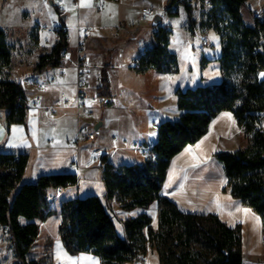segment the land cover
I'll use <instances>...</instances> for the list:
<instances>
[{
    "label": "trees",
    "instance_id": "1",
    "mask_svg": "<svg viewBox=\"0 0 264 264\" xmlns=\"http://www.w3.org/2000/svg\"><path fill=\"white\" fill-rule=\"evenodd\" d=\"M178 1L185 6L193 31L196 20L188 0H168L166 5L169 8ZM202 1L209 10L201 25L214 29L220 37L222 80L177 90L181 114L177 120L160 123L152 147L157 153L154 160L117 166L103 158L108 199H115L125 210L148 207L157 201L158 226L154 227L152 218L142 213L123 221L121 232L108 202L98 195L77 196L60 206L59 232L70 253L89 252L99 256L101 264H125L138 253L146 255L151 247L157 251L160 264H244L241 224L232 227L214 213L183 211L161 194L171 160L201 139L218 113L232 111L245 131L248 146L215 154L225 171L224 190L264 220V79L259 78L264 71V22H245L241 9L247 0ZM169 12L178 15L179 11ZM62 26L60 39L51 52L40 56L34 74L63 64L62 50L69 41L64 22ZM157 26L154 45L135 59V68L176 73L178 59L169 48L172 27L162 21ZM10 62L11 47L0 27V109L6 111L7 129L13 123L27 126L29 109L23 81L4 74ZM108 68L104 67L97 87L98 96L104 99L111 94ZM28 163L26 153L0 151V253L2 236L8 232L15 264H43L29 257L40 233L35 219L45 221L54 212L48 202L50 193L60 186L76 185L79 178L72 173L43 174L35 182H22Z\"/></svg>",
    "mask_w": 264,
    "mask_h": 264
},
{
    "label": "crops",
    "instance_id": "2",
    "mask_svg": "<svg viewBox=\"0 0 264 264\" xmlns=\"http://www.w3.org/2000/svg\"><path fill=\"white\" fill-rule=\"evenodd\" d=\"M49 1L53 6H56L53 0ZM78 1V7L74 5L75 0H69V4H71L72 8L78 9L80 15L82 8L81 5H83L84 1ZM124 1L126 3H131V5L138 10L140 5L147 4L143 2L140 3L138 0ZM167 1L168 0H164L163 2L167 3ZM67 2L68 0H66L65 5H67ZM109 3L118 5L124 2ZM257 8L261 9L264 13V5H259ZM13 13H15V9H12V3L9 2V0H0V27H2L6 33L7 29L14 27L12 25L15 20ZM121 18H123V15H121ZM162 19V24L170 25L168 19ZM120 20L122 22L121 28L123 29L124 26L126 27L127 32L130 31L127 28L125 20ZM254 22L255 20L253 19V22L246 23L253 24ZM64 24L68 31L66 22H64ZM150 25L153 26L152 23H150ZM79 27H82L80 23ZM194 30L192 32H194ZM93 32H95V30ZM93 32L85 33L83 38L88 61L87 48H90L89 51H94H92L93 57H91L92 61L90 63L104 59L105 56L102 57L100 55L99 46L103 48L102 44L111 41V37L117 39L120 38L118 32V35H115L113 32L114 34L108 33L98 37L90 36ZM140 32L141 34L137 40H141L143 36L142 31ZM121 34H124V32ZM216 35L218 36V41L216 39V41L212 42L210 45L200 48L198 56H195L197 71L192 73V76L196 79L189 87L209 85L222 80L223 75L219 61L221 55V42L219 34L216 33ZM150 42V45L141 48L139 55L136 56V58L154 45V40ZM76 46L71 47L68 45L69 57L63 60V64L60 67L52 68L39 74L33 73L31 75L23 74L22 77H9L16 81L21 80L25 85L26 94L29 98L27 126L13 123L10 125L9 129H7L6 111L0 109V113L2 114L0 117V151L23 152L29 155V163L24 175L27 182H35L43 174H76L79 181L76 185L64 188V191L61 194V198L63 196V201L77 196H100L112 207L118 220L119 231L121 232H124L123 221L130 217H136L142 213H147L152 218L153 226L157 227L159 222V204L157 201H154L148 207H137L132 210H125L121 208L120 203L115 199H108L107 189L103 181V162L100 163L98 157V152L100 150H107L103 142L93 156H97L96 163L99 170H93V172H91L90 168L93 164L84 158V155L86 153L89 154L90 150L83 151L80 149V144L82 142L85 143L86 141H89L86 138L87 133H84L82 128L88 127L89 130L91 124L94 122L96 123L98 120L93 121L90 119L91 116L89 113L92 111L88 107V104L85 107H79L77 104ZM170 50L172 51V48H170ZM60 70H64L65 76L60 78L59 84L55 86H46L43 90L37 89V84L46 81L50 76L58 73ZM153 70L154 69L137 71L140 74H145ZM193 70L194 69L192 68L191 71L194 72ZM262 73H264V71L259 73L260 79H264V77L261 76ZM109 82L111 89L110 78ZM126 86L129 87L127 88V92L130 94L131 85L126 83ZM97 87L98 85L95 83L90 91V96L87 101H89V99L91 101H100L101 99L102 103H104L105 99H109L104 105L112 103V95L110 94V97L105 99L98 96ZM186 88L176 87L174 89L176 98L177 90H183ZM62 93H65L66 96L62 97ZM36 95L41 96V102L38 106L33 105V99ZM133 103L134 104L129 101V106H136V103ZM138 108L141 112L150 113L148 114L149 121L147 120V122L144 123L145 129L143 136L136 132L133 120L130 117L131 115L125 112H123L121 118H129L130 125L125 129L121 127L119 129V134L120 136L128 135L133 142H141L150 148L153 147L158 139V129L152 127L153 123L157 122L160 124L166 120H177L181 114V111L177 107V99V110L175 111H171L164 106L160 107V109L152 110L147 109L145 105L142 106L140 104H138ZM48 109L52 110V112L47 111ZM159 110L162 112H159ZM132 111L134 113V109H132ZM154 114L155 116H153ZM262 115L264 118V113ZM99 122H101L99 128H102L104 121ZM150 122L151 125H149ZM74 133H76L79 145H77L78 142L71 144L68 141L69 137L74 135ZM118 139L121 142L126 140L124 137H118ZM246 146H248V139L243 127L238 124L234 113L232 111H222L218 113L212 120L207 133L196 143L185 147L171 160L167 178L162 186L161 194L174 201L183 211L214 213L232 227L241 224L244 264H264V220L251 207L245 205L241 199L235 198L228 190H224L226 185L225 171L222 163L215 157L217 152L235 151ZM115 149L130 150L137 156V159L114 163L108 156V153H106L103 157H107V160L114 165L118 166L121 164H133L144 161L143 156L139 152L129 147L120 145L119 147L115 146ZM70 164H74L75 166H78V168L75 167L71 169ZM69 189H73L74 192L65 194ZM51 209L54 212L45 221L40 222L37 219H35V221L39 222L40 231L44 227L49 228V224H51L52 221L57 222L58 224V231L53 244L54 262L56 264H101L100 257L93 253L80 252L72 254L67 250L59 232V226L62 220L60 206H55ZM237 209H240V211H237ZM244 209L248 210L247 214L244 213ZM146 256L147 264H160L159 255L155 249L150 247ZM125 264L132 263L127 262Z\"/></svg>",
    "mask_w": 264,
    "mask_h": 264
},
{
    "label": "rangeland",
    "instance_id": "3",
    "mask_svg": "<svg viewBox=\"0 0 264 264\" xmlns=\"http://www.w3.org/2000/svg\"><path fill=\"white\" fill-rule=\"evenodd\" d=\"M83 1V5L91 6H83L79 15V10L72 8L69 0L67 5L63 6L64 10L62 12L53 6L49 0H9L12 3V9H15V13H13L15 20L12 24L14 27L7 29L6 33L7 43L11 47V62L8 67L4 68V74L8 77H22L23 74H33V69L39 62L40 56L51 52L57 42V37L49 33L48 30L56 29L63 22H66L68 28V41L71 47H75L78 43L79 23L82 28L95 27V32L90 36L98 37L108 33L118 35L117 32L120 34L119 39L111 37V41L102 44L103 48L99 46L100 55L105 56L103 60L100 59L90 63L94 51H89L90 48H87L88 62L94 68V71L100 69L101 74H103L104 67L109 66L107 74L110 76L112 95V103L107 105H104L101 99L100 101L89 99L86 103V106L88 104L92 111L90 119L93 121L98 120L96 123L104 121L103 127L98 130L95 128V122L91 124L87 132L82 129L84 133L94 131L97 135L95 140L80 144L81 150H90L89 154L84 155V158L88 162H92L93 166L90 171L93 172V170H99L97 160L93 161V156L102 142L107 149L104 151L108 153L114 163L137 159V156L130 150L115 149V146L122 145L120 142L119 144L114 143L113 136L115 135L124 137L128 142H133L130 136H120L119 134L121 127L125 129L130 125L129 118H121V115L123 112L131 115L136 132L143 136L144 123L147 120L149 121L148 114L150 113L141 112L138 104L145 105L147 109L152 110L160 109L163 106L171 111L177 110V98L174 89L176 87L186 88L194 83L193 81L196 78L192 76V73L197 71L195 56H198L200 48L210 45L216 39L218 41V36L214 29L201 25L202 20L208 17L209 10V5L202 0H188V4L193 7V18L196 20L194 32L190 29L183 4L178 7V15H172L166 7V2H163L164 0H138L140 3L151 4L156 8L165 7L161 9L159 15L164 20L168 19L169 26L172 27L170 48L177 56L179 67L177 73H163L153 70L140 74L135 68V59L141 48L150 45V41L154 40L155 36L152 33L151 22L141 21L139 10L124 0L120 1L124 3L118 5L108 3L102 11L97 10L99 4L97 0ZM259 5H264V0H247L246 4L243 5L242 13L247 23L253 22L255 12L263 13L261 9L257 8ZM121 15H123V18H121ZM120 19L125 20L130 31L127 32L124 26L123 29L121 28L122 22ZM140 31H142L143 36L141 40H137L141 34ZM123 32L124 34H121ZM84 36L85 33L83 32L82 37L84 38ZM192 68L194 72L191 71ZM126 83L131 85L130 94L127 92L129 87L126 86ZM129 101L132 104L135 102L136 106L130 107ZM132 109H134V113ZM159 112L162 111L159 110ZM149 125H151V122ZM261 125L264 129V120ZM68 141L71 144L77 143L76 133L69 137ZM22 182H27L25 177H23ZM71 192H74V190L69 189L65 194ZM49 204L50 209L61 206L59 202H50ZM57 231L58 224L54 221L49 224V228H42L29 253V257L40 259L43 264H56L53 256V244ZM0 255L1 264H15V252L8 232H4L2 236Z\"/></svg>",
    "mask_w": 264,
    "mask_h": 264
},
{
    "label": "built area",
    "instance_id": "4",
    "mask_svg": "<svg viewBox=\"0 0 264 264\" xmlns=\"http://www.w3.org/2000/svg\"><path fill=\"white\" fill-rule=\"evenodd\" d=\"M55 5H57L61 10H63V6L66 3V0H53ZM98 1V5H97V10L98 11H102L106 8V5L109 2H120L121 0H97ZM74 5L76 7L79 6V1L75 0ZM165 6V5H164ZM167 7V5H166ZM179 7V1L172 4L169 8L167 7L168 11L171 12H176L177 9ZM165 7L162 8H156L152 5L149 4H142L139 6V10H140V19L143 22H151L153 23L154 19L160 14L161 9H164ZM255 21H259L261 23L264 22V14L260 13V12H255L254 13V18ZM64 27L62 25L58 26L56 29H49L48 32L54 34L57 37V41L60 39L61 37V31ZM79 32H78V43L76 46V100H77V104L79 107H85L87 100L90 96V91L93 88V85L96 83L97 85H99L101 83L102 80V74L100 69H97L96 71H94L93 67L91 66V64L88 62L87 60V56H86V48H85V43H84V39L82 37V33H88V32H93L95 30L94 27H87V28H82L79 27ZM159 31V28L157 25H153L152 26V33L153 35H157ZM69 57V49L68 47H65L62 50V58L63 60L67 59ZM65 76V72L64 70H60L58 73L50 76L46 81L41 82L39 84H37V89L38 90H43L46 86H55L57 84H59V80L60 78H63ZM62 97H65L66 94L62 93L61 94ZM41 102V96L40 95H36L33 99V105L38 106ZM47 111H51L52 110H47ZM90 115H92V112L89 113ZM2 116V114L0 113V117ZM152 127L154 129H159L160 124L157 122H154ZM83 131L87 132L88 131V127L86 128H82ZM96 133L94 131H89L87 133V140L92 141L96 138ZM113 141L115 144H119V142L126 146V147H130L132 149H134L137 152H140V154L143 156L144 160L146 159H151L154 160L157 156V153L152 150V148L147 147L146 145H144L141 142H132L129 143L127 140H123L122 142L118 139L117 136L113 137ZM79 145V142L78 144ZM18 159V158H17ZM97 160V156L94 157V161ZM78 168V166H75L74 164H70V168ZM64 191L63 187H58L56 188L52 193H50L48 195V202L52 203V202H59L60 204L63 203V200L61 199V194ZM123 224V223H122ZM132 264H147V256L141 253L136 254L134 260L131 262Z\"/></svg>",
    "mask_w": 264,
    "mask_h": 264
},
{
    "label": "water",
    "instance_id": "5",
    "mask_svg": "<svg viewBox=\"0 0 264 264\" xmlns=\"http://www.w3.org/2000/svg\"><path fill=\"white\" fill-rule=\"evenodd\" d=\"M161 21H162V18H161L160 15H158V16L154 19V21H153L152 24H153V25H157V24L160 23ZM108 101H109V99H105L104 104H106ZM100 126H101V122H98V123L96 124L95 128L98 130ZM106 153H107V152L104 151V150H100V151L98 152V157H99V161H100V163L103 162V158H104L103 156H104Z\"/></svg>",
    "mask_w": 264,
    "mask_h": 264
},
{
    "label": "snow or ice",
    "instance_id": "6",
    "mask_svg": "<svg viewBox=\"0 0 264 264\" xmlns=\"http://www.w3.org/2000/svg\"><path fill=\"white\" fill-rule=\"evenodd\" d=\"M81 6H82V7H83V6H89V7H90L91 5H81ZM213 39H215V37H213ZM261 76L264 77V73H262ZM237 211H240V209H237ZM243 211H244L245 214L248 213V210H247V209H244ZM58 255H59V253H58Z\"/></svg>",
    "mask_w": 264,
    "mask_h": 264
}]
</instances>
